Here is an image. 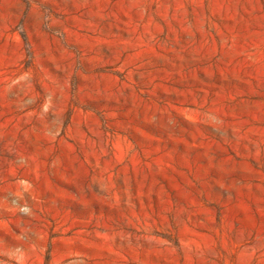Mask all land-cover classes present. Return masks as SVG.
Wrapping results in <instances>:
<instances>
[{"label": "rangeland", "instance_id": "374dc122", "mask_svg": "<svg viewBox=\"0 0 264 264\" xmlns=\"http://www.w3.org/2000/svg\"><path fill=\"white\" fill-rule=\"evenodd\" d=\"M0 264H264V0H0Z\"/></svg>", "mask_w": 264, "mask_h": 264}]
</instances>
